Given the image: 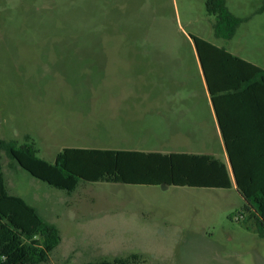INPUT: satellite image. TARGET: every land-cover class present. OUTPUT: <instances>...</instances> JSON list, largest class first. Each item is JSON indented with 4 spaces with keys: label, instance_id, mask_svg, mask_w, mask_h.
I'll return each mask as SVG.
<instances>
[{
    "label": "rangeland",
    "instance_id": "rangeland-1",
    "mask_svg": "<svg viewBox=\"0 0 264 264\" xmlns=\"http://www.w3.org/2000/svg\"><path fill=\"white\" fill-rule=\"evenodd\" d=\"M224 1L243 20L230 40L214 36L206 0H0V140L28 138L49 163L63 148L184 152L183 136L161 141L169 129L210 127L189 36L264 69V0ZM1 163L8 192L60 232L46 264H264L234 190L81 181L67 194L4 151Z\"/></svg>",
    "mask_w": 264,
    "mask_h": 264
},
{
    "label": "trees",
    "instance_id": "trees-1",
    "mask_svg": "<svg viewBox=\"0 0 264 264\" xmlns=\"http://www.w3.org/2000/svg\"><path fill=\"white\" fill-rule=\"evenodd\" d=\"M205 9L207 15L214 17V36L232 39L243 20L227 9L224 0H206ZM189 37L214 108L218 96L245 97L264 90V69L225 48ZM28 140L20 146L0 140V264H46L61 241L56 226L44 221L36 208L23 198L8 192L2 151L35 179L67 194L74 192L81 181L225 190L233 186L225 163L210 154L63 148L54 162L49 163L38 157L37 149ZM231 170L236 191L244 201L243 212L238 215L246 229H254L264 238V169L259 171V176L251 178L243 172L240 175L231 161ZM144 263L141 255L130 254L85 264Z\"/></svg>",
    "mask_w": 264,
    "mask_h": 264
},
{
    "label": "crops",
    "instance_id": "crops-1",
    "mask_svg": "<svg viewBox=\"0 0 264 264\" xmlns=\"http://www.w3.org/2000/svg\"><path fill=\"white\" fill-rule=\"evenodd\" d=\"M200 73L204 88V99L208 110L206 116L207 121L208 118L210 120V127L206 123L200 128V125H198L194 132H190V130L185 132L183 130L181 133H176L175 129H169L161 141L169 143L172 136H183L188 139L187 145H189V148H186L184 152L210 154L222 160L228 168L233 185L229 190H234L237 193L231 170V161L232 166L236 167L240 175L243 172L247 177L251 176V178L259 176V171L264 169V90L257 91L255 95L245 97L218 96L216 97V108H214L206 90L202 71ZM165 104L170 106L177 103L169 101ZM166 109L170 111L174 107L167 106ZM176 111L177 116L182 115L183 117L184 113H182L180 107ZM194 120L197 122L199 120V116L196 113ZM204 133L205 136H202ZM148 138L145 135L140 142L147 143L150 140ZM215 142L216 146H214ZM120 150L141 151L140 149ZM145 151L157 150L148 148ZM238 196L241 198L239 194ZM241 200L244 204L242 198Z\"/></svg>",
    "mask_w": 264,
    "mask_h": 264
},
{
    "label": "water",
    "instance_id": "water-1",
    "mask_svg": "<svg viewBox=\"0 0 264 264\" xmlns=\"http://www.w3.org/2000/svg\"><path fill=\"white\" fill-rule=\"evenodd\" d=\"M163 189L167 188V186H161Z\"/></svg>",
    "mask_w": 264,
    "mask_h": 264
}]
</instances>
